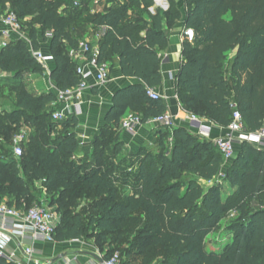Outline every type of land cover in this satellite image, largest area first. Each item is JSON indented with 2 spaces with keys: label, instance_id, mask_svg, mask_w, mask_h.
<instances>
[{
  "label": "trees",
  "instance_id": "1",
  "mask_svg": "<svg viewBox=\"0 0 264 264\" xmlns=\"http://www.w3.org/2000/svg\"><path fill=\"white\" fill-rule=\"evenodd\" d=\"M90 1L80 0L81 6L75 7V0L49 4L45 0H0V14L15 12L23 28H30L31 41V46L18 40L0 49L1 71L19 78L43 75L46 68L31 51L40 49L41 34L50 42L55 60L51 80L60 90L79 84L77 64L69 51L77 48L83 26L74 37L68 18L55 9L57 5L64 6L65 13L80 15L83 23L106 27L99 43V62L118 58V68L125 76L142 81L116 92L106 116L113 127L100 130L93 140L91 159L81 161L75 131L78 118L68 114L56 120V94L34 93L22 86L12 110L7 115L0 111V202L28 209L41 202L38 193L57 195L47 204L56 206L60 215L55 241L97 237L95 247L103 257L118 251L124 264H154L163 251H168L169 258L161 264H264V207L249 209L252 201H264V148L247 141L238 143L236 156L227 163L211 139L185 127L170 130L162 126L166 130L158 131L155 151L144 148L124 154V142L116 129L128 112L146 122L168 111L164 99L154 100L146 91L162 85L158 48L168 45L163 21L171 27L177 16L170 10L157 11L148 12L149 19H145L139 13L142 10L131 12L136 4L133 0H108L110 6L104 12H92ZM185 3L184 27L192 30L193 39L183 42L177 76L182 108L228 127L235 103L247 131H264V0ZM33 17H37L39 31L31 25ZM142 31H146L144 36ZM48 32L52 33L49 39ZM22 129L26 131L23 154L16 157L8 140ZM220 173L222 181L203 185ZM118 183L130 184L129 194L123 196ZM225 183L231 192L224 191ZM87 199L95 214L72 211ZM137 213L142 216L141 226L123 243L125 227ZM227 215H237L229 226L232 240L220 252L208 250V235L220 228ZM0 264L12 263L0 258Z\"/></svg>",
  "mask_w": 264,
  "mask_h": 264
},
{
  "label": "crops",
  "instance_id": "2",
  "mask_svg": "<svg viewBox=\"0 0 264 264\" xmlns=\"http://www.w3.org/2000/svg\"><path fill=\"white\" fill-rule=\"evenodd\" d=\"M76 1L79 3L78 5H75ZM117 1L120 3H125L132 0ZM133 1L139 6L140 11L142 10V12L139 13L145 19H149L148 12L154 14L157 11L164 13L170 10L175 16H177V18L173 20V25L171 27L167 25L166 20L163 21V30L165 31V34L168 38V45L166 48H158L159 56L161 57V73L163 82L161 87L157 88L156 90L161 95V98L167 102L168 112L171 113L174 119V127H185L190 132L197 134L193 123L189 119L188 113L184 111L179 102L177 90V76L182 63L184 35L187 32V29L184 27L187 14L185 0ZM75 2V7L81 6L80 0H75ZM108 6H110L108 0H92L88 4V7L91 8L92 12H104ZM62 8L64 10V14L66 15L64 9L65 7L62 6ZM138 11L139 10L136 12ZM82 26L83 32L81 33L79 40H85L93 48L99 49L100 40L104 36L107 28L104 26H97L83 22ZM71 33L74 37L78 36L76 30H74V32L71 30ZM145 33L146 31H142L141 35L144 36ZM39 42V50L46 55H52L50 51V42L44 41L42 37L39 38ZM71 59L77 64V66L84 64L85 62V56ZM106 63L109 67L108 80L104 84H98L94 76L89 78V86L83 92L82 97L79 100L80 104L73 109V115H75L79 121L75 131L80 143V151L77 154V159L80 161L91 159L94 152L93 140L96 135H98L100 130L107 127H113V125L107 124L106 116L112 108V99L116 92H118L120 89L142 82L138 78L125 76L118 68V58H115L112 62L107 61ZM54 67L55 60L53 59L47 63V69L45 73L50 74ZM51 84L52 90L49 89L48 91L39 93L51 92L56 94V91L59 90V88L53 81ZM206 124L210 129L211 139L219 136H225L230 133L228 127L219 126L210 120L206 119ZM158 126L159 125L157 124L145 122L137 129L135 133L124 130L119 126L116 130L120 140L124 142V154L136 153L140 150H143L144 148H148V146L154 145L159 137L158 132L155 130ZM229 162L230 161L227 163ZM214 181L215 180L203 181V183L210 182L208 185L209 187ZM39 184L40 182H38V185ZM34 247L36 249V253L31 260L26 259V264H64L66 262H69L70 264L100 263L92 255H90V252L99 255L98 248L94 246L90 247L89 243H86L83 239H72L62 242L54 241L48 243L37 241L34 243ZM20 257L25 260L21 254ZM132 264L137 263L133 262Z\"/></svg>",
  "mask_w": 264,
  "mask_h": 264
},
{
  "label": "built area",
  "instance_id": "3",
  "mask_svg": "<svg viewBox=\"0 0 264 264\" xmlns=\"http://www.w3.org/2000/svg\"><path fill=\"white\" fill-rule=\"evenodd\" d=\"M79 3L76 1L75 5ZM23 26L15 12L6 11L0 14V49L8 47L12 41L24 38ZM50 38L51 32L47 33ZM192 41L193 35L187 30L184 40ZM33 56L47 69V63L53 60L52 55H46L42 51L31 50ZM99 49L93 48L87 41L81 40L76 49L69 51L70 58L76 59L85 56L84 64L77 66V74L80 82L77 86L56 91L57 107L53 116L56 120L63 119L68 114H73V109L80 103L83 92L88 88V80L92 76L96 78L98 84H104L108 80L109 67L106 62H99ZM146 94L157 100L161 95L155 88H147ZM234 109L232 121L228 126L230 133L211 139L210 129L206 124V119L195 114H188L197 134L209 138L220 149L226 162L236 156L237 144L247 141L264 148V131H247L243 125L241 113L237 110L236 104H232ZM146 122L171 128L174 126V119L168 111L159 116L153 117ZM145 122L137 113H127L121 120L120 127L131 133ZM26 138V131L22 129L14 137L13 153L16 157L23 154L21 143ZM60 220V215L54 208L44 204L42 201L29 207L28 209H18L10 206L7 202H0V258L12 262L13 264H26V259L31 260L36 253L34 243L37 241L54 242L55 230ZM29 240V242H28ZM13 243V245H12ZM20 254L25 258L23 260ZM103 262L99 264H124L120 252H114L110 257L104 258L98 251ZM38 264V263H37ZM64 264H70L66 262Z\"/></svg>",
  "mask_w": 264,
  "mask_h": 264
},
{
  "label": "rangeland",
  "instance_id": "4",
  "mask_svg": "<svg viewBox=\"0 0 264 264\" xmlns=\"http://www.w3.org/2000/svg\"><path fill=\"white\" fill-rule=\"evenodd\" d=\"M45 1L47 2V4L55 2V0H45ZM130 8L132 11H137L139 9V6L137 4H134ZM55 9L60 14H63L64 16H66L68 18V21L70 23V28L73 32L79 26H82V20H81L80 15H77V16L73 15L72 16L69 14V12H66V15H65L62 6L56 5ZM30 19H31L30 20L31 25L34 26V28L39 31V27L37 24V17H33ZM29 32H30L29 27H28V30L26 29V27L23 28L22 33L24 35V38L21 40H23L25 43H27L30 46L31 43L29 40L30 39L29 38ZM39 36L42 37L41 34ZM46 37L49 39V37L47 35H46ZM17 41L18 40L12 41V42H17ZM44 41H47V40H44ZM12 42H11V44H12ZM229 57H231V55H228V58ZM51 83H52V80L50 79V74H48V73H45L43 75L25 74L23 77L19 78L14 73L3 72L0 70V111H3L7 115V113L12 110V106L16 102L17 94H18V92L22 86H24L25 88H27V90H29L31 92L39 93V92H43V91H48L49 89L52 90V88H51L52 84ZM173 128H174V126L169 128V129L172 130ZM160 129H164L163 130L164 132L166 130L165 128H162V126L156 127L155 130H156V132H158ZM8 141H10L9 143L11 144V148H13L14 138H11ZM171 143H172V138L170 136L169 140L167 141V144L171 145ZM156 145H157V142L152 146H148V148L155 151L157 149ZM222 180H223V173H220V175H218L215 178V181H222ZM209 184H210V182H204L203 183V185L205 187H208ZM38 186H40V185H38ZM117 187L120 190L121 194H123V196H126L131 191V185L126 186L124 184L118 183ZM224 191L231 192V187H230L229 183H225ZM37 196L44 204L49 205V202L51 200H53V198H55L57 195H49V194H46L45 192H41V193H38ZM89 202L90 201L88 199L87 200H80L79 201L80 206L78 208H73L72 211L80 210V211H83V213H85V214L87 213V215L88 214H95L96 213L95 209L88 208ZM263 207H264V201L260 202V201L256 200V201H252L249 204V209L251 211L254 209L263 208ZM52 208H54V210H56L57 207L53 206ZM236 218H237V215H234V216L227 215L222 219L220 228L217 231L208 235V237L206 239V242H207L206 248L208 250L220 252L224 248V246L229 241L232 240L233 233L230 231L229 226L234 220H236ZM141 219H142L141 214L137 213L133 216V219L131 221H129V223L125 227L126 228V235L124 237V241H122L123 243L127 244L128 239L133 236L135 228L138 226H141V224L138 223V221ZM91 232H93V229H91ZM96 238L97 237H90V238L88 237V238H84L83 240L86 243H89L90 247H92V246L95 247L96 246ZM110 238L113 239V238H115V236L109 237V239ZM154 254H155V252H154ZM168 254H169L168 251L161 252V255L158 256L159 258L157 257L159 259V261L154 263V264H161L160 262H161V260H163V258H169Z\"/></svg>",
  "mask_w": 264,
  "mask_h": 264
},
{
  "label": "water",
  "instance_id": "5",
  "mask_svg": "<svg viewBox=\"0 0 264 264\" xmlns=\"http://www.w3.org/2000/svg\"><path fill=\"white\" fill-rule=\"evenodd\" d=\"M191 31V34L193 35V32H192V30H190ZM90 255H92L96 260H98L99 262H103V258L102 257H100L99 255H97V254H95V253H92V252H90Z\"/></svg>",
  "mask_w": 264,
  "mask_h": 264
}]
</instances>
